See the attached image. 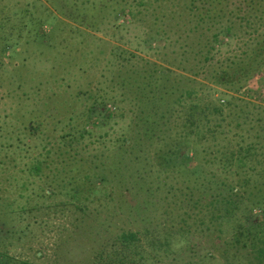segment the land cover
<instances>
[{
    "label": "rangeland",
    "instance_id": "374dc122",
    "mask_svg": "<svg viewBox=\"0 0 264 264\" xmlns=\"http://www.w3.org/2000/svg\"><path fill=\"white\" fill-rule=\"evenodd\" d=\"M123 1L126 11L121 15L112 6L97 11L102 0H78L73 7L81 9L89 3L96 13L94 29H86L62 17L53 0H0V210L6 230L14 237L0 235V250L31 264L89 263L88 251H96L103 238L88 241L86 233L126 205L121 191L112 184L97 186L77 208L69 203L65 189L52 199L39 196L48 190L59 154L67 152L73 160L83 161L85 170L78 180L81 191L88 192L83 178L97 164L92 162L115 157L119 141L132 131L134 94L130 88L114 86L121 84L120 78L163 73L191 95L172 105L168 140L162 144L167 149L171 140L185 143L180 154L188 155L197 175L180 169L163 174L153 156L148 161L145 187L159 199L172 193L163 203L170 217L163 214L157 221L158 215L150 216L154 221L150 224L157 229L166 220V228L181 231L175 236L174 254L158 264H172L175 258L194 264H244L248 252L241 253L240 262L224 252L234 228L211 218L208 191H223L245 181L264 187V72L248 85L224 88L216 86L207 71L209 64L238 58L246 50L250 32L236 28L232 39L205 45L204 38L211 40L219 26L197 39L198 34L190 32L197 22L188 19L180 0ZM73 2L65 0L66 5ZM255 29L264 37V26L257 24ZM209 47L210 61L204 63L202 54ZM47 109L56 112L55 120L46 116L51 113ZM91 109L96 114L89 118ZM30 124L47 129L53 139L39 136L27 142L22 129ZM66 133L72 138L60 142ZM24 144L28 150L17 148ZM248 147L252 152L246 154ZM230 154L247 159V167L233 164L224 175L222 162L214 159L227 160ZM35 162L40 163L39 175L29 171ZM122 211L125 216L115 222L138 230L135 223L141 224L140 218L126 208ZM253 215L263 227L260 212ZM209 253L215 258L207 259Z\"/></svg>",
    "mask_w": 264,
    "mask_h": 264
},
{
    "label": "trees",
    "instance_id": "16d2710c",
    "mask_svg": "<svg viewBox=\"0 0 264 264\" xmlns=\"http://www.w3.org/2000/svg\"><path fill=\"white\" fill-rule=\"evenodd\" d=\"M73 1L72 6H70L66 5L65 0H53L55 3L53 7L62 17L67 16L70 21L86 29H94L95 26L92 23L96 13H92L91 8L88 7L89 3L86 4L85 2L86 5L78 9L73 7L78 0ZM124 2L122 0H102L103 7L98 8L97 11L104 12L112 6L114 9L119 10V14L122 15L126 11ZM180 2L183 3V8L189 14L187 15L188 19L197 22L195 27L190 30L191 33L198 34L197 39L205 37V30L207 32L211 28L219 26L218 33L213 34L211 40L204 38L205 45H213L217 42H224L225 39H232L236 28L241 27V29L250 32L249 36L251 38L245 43L247 45L246 50L238 58L226 59L214 65L209 64V71L207 72L216 86L231 88L248 85L250 81L262 75L264 72V37L257 35L255 28L257 24L264 26V0H180ZM92 6H95V9L97 8V5L93 4ZM69 11L72 13L70 14ZM209 48L206 53H201L204 56V63L210 61L208 57L211 54V47ZM201 68L206 69V65ZM120 82V85L117 83L114 87L130 88L134 94L133 101L136 102L130 137H125L119 141L117 154L112 157L113 159L107 157L92 162L97 164H94L93 171L88 170L83 178L90 187L88 192L81 191L79 185L81 182L78 180L79 174L85 170H83L84 165L81 164L83 161L80 159L73 160V156L68 152L66 154L60 153L59 161H57L56 167L51 170L52 174L50 173L53 177L49 182L50 185L47 186L48 190L42 191L43 193L39 197L41 199H52L65 189V196L69 197V203L76 207L82 201H87L90 194H94L98 189L97 186L114 185L118 191H121L122 199H124L126 205L124 207L120 205L117 211L118 214L105 218L103 222L97 224L96 228L89 227L85 239L91 241L95 236L103 239L99 240V247L96 251H92L93 248L88 251V264H158L161 258L174 254L175 236H179L177 234L181 231L173 233L171 227L170 229L166 228V220L162 223L163 227L159 226L160 228L157 229H154L153 224H150L154 222L150 216L158 215L155 217L157 221L160 220L163 214L166 215V218L167 216L170 217L167 212L168 208H164L163 203L172 198V193L169 191L159 199L151 188L145 187L148 161L153 156L158 162L160 172L163 174L172 169H180L184 174L197 175L195 165L190 164L188 155L180 154L181 151L185 152L182 150L185 143H174L171 140L167 149L163 145L168 140L166 137L170 130L169 118H171L172 105L180 103L183 98H190L191 93L180 91L178 84L175 81L170 82L163 73H159V77L151 75L136 76L134 79L124 77L120 78ZM54 113L51 112L46 116H51L55 120L57 115L55 111ZM94 114H96V111L91 109L88 117L91 118ZM202 114V112L197 113V119L200 120ZM47 120L50 119L45 121ZM22 131L27 138V142L31 138H38L39 136L45 137L46 141L53 139V137H48V134L53 135V133H50L47 129L42 131V127L40 129L38 125L35 127L32 124L24 126ZM71 138V135L66 133L61 137L60 142H67ZM25 146L24 144L17 148L26 150ZM154 149L155 152L152 154ZM245 152L246 154L252 152V147H248ZM215 161L222 162L220 167L223 170L221 173L224 175L230 173L229 170L233 164L238 165L240 168L247 167V159L236 157L234 154H230L227 160L216 158ZM95 170L97 173H95ZM29 171L31 174L39 175L41 171L40 163L35 162L34 165L30 166ZM220 184L227 187L224 183ZM208 194L209 207L212 209L211 218L219 222L220 226L224 225V222L227 225L231 224L232 229L234 228V235L229 243L225 244L224 252H229V256L234 262L243 258L240 256L242 252H248L244 264H264V226L262 227L261 221L253 215V212L258 210L260 217L264 219V187H262V184L256 182L251 185L250 181H245L223 191L210 189ZM108 198L111 199V194L108 195ZM244 203L248 205L243 206ZM125 208L131 216L140 218L141 224L135 223L138 230L126 226L123 221L120 223L115 222L117 219L122 218L120 216H125L122 211ZM162 209H165L164 213ZM21 214L20 212L17 213L18 216ZM186 216H188V213H186ZM4 218L0 210V235H4L5 239H12L14 237H12L10 231L6 230L7 224ZM65 245L64 243L63 246ZM208 258L214 259L215 256L209 253L207 254ZM181 260L175 258L172 264L181 263ZM0 264L31 263L15 261L0 250ZM52 264L62 263L56 261ZM182 264L194 263L182 262ZM228 264L233 263L228 262ZM237 264L241 263L237 262Z\"/></svg>",
    "mask_w": 264,
    "mask_h": 264
}]
</instances>
